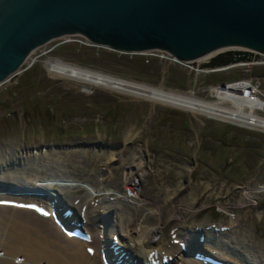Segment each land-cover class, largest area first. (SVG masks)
<instances>
[{
  "label": "rangeland",
  "instance_id": "rangeland-1",
  "mask_svg": "<svg viewBox=\"0 0 264 264\" xmlns=\"http://www.w3.org/2000/svg\"><path fill=\"white\" fill-rule=\"evenodd\" d=\"M47 43L30 54L16 75L0 82V150L5 148L14 153L19 148L28 150L37 145L80 141L100 145L44 149V155L37 152V156L31 157L30 152L21 156L17 153L21 157L19 165L8 167V174L19 172L18 182L21 177L30 182L35 178L66 181L70 187H55L61 199L71 197L72 204L77 203L76 209L86 207L85 213L114 209L115 218L110 221L104 216V221L111 227L118 218L120 225L115 221L117 225L113 228L128 229L131 239L132 231L139 225L155 224V218L148 217L146 211L161 205V219L167 220L174 213L179 216L164 221L163 243L175 245V236H185L186 228L200 226L214 238L212 245H203L204 249L232 264H258V259L264 264V131L188 114L101 86L61 80L51 76L43 65L46 59H58L166 91L190 90L194 97L210 100L212 88L234 82L243 75L249 76L250 81L247 80L264 93V60L232 66L222 72L193 73L168 63L154 51L119 54L87 45L78 36ZM263 112L259 115L264 117ZM128 171L138 174L139 198L148 208L117 201L116 197L125 196L124 178ZM90 188L99 194L87 197ZM242 188L247 189L248 203L240 200ZM19 202L23 204L24 200ZM176 209L183 214L174 212ZM1 217L6 219L7 214ZM213 227L223 229L216 233ZM8 228L4 224L0 230L1 253L5 242L16 244L21 237ZM98 230L95 226L91 229L94 241L99 236ZM33 232H28L29 238L41 239L45 234L38 229ZM47 241L50 246L39 245L33 252L34 260L40 264H51L47 263V257L53 259L52 264H103L93 241L80 244L81 254L76 255L66 252L61 243ZM25 244L31 246L30 242ZM88 248L92 249L91 254ZM17 249L14 250L17 259L25 258ZM188 261L205 264L194 259ZM177 262L186 264L179 259Z\"/></svg>",
  "mask_w": 264,
  "mask_h": 264
},
{
  "label": "water",
  "instance_id": "water-1",
  "mask_svg": "<svg viewBox=\"0 0 264 264\" xmlns=\"http://www.w3.org/2000/svg\"><path fill=\"white\" fill-rule=\"evenodd\" d=\"M73 35L123 54L161 51L192 66L205 57L197 69L223 70L264 57V0H0V82L38 47Z\"/></svg>",
  "mask_w": 264,
  "mask_h": 264
},
{
  "label": "bare ground",
  "instance_id": "bare-ground-1",
  "mask_svg": "<svg viewBox=\"0 0 264 264\" xmlns=\"http://www.w3.org/2000/svg\"><path fill=\"white\" fill-rule=\"evenodd\" d=\"M73 36H77V35H73ZM73 36H63L60 38L65 39V37L69 38ZM87 43L89 44V42ZM147 54H149V52ZM29 58L30 56L26 59V61H28ZM204 59L205 57L195 60V66L187 64L186 67L188 71L193 72V73H198L200 70H197L196 64L202 62V60ZM262 60H264V57L259 56L254 63L258 61L262 62ZM43 65L45 69L47 70V72L51 74V76L59 78L61 80L62 79H64L65 81L70 80V81H74V82H77L83 85H91V86H99V87L101 86L103 88L119 91L123 94H128V95L139 97L141 99L149 101L152 104L158 103L162 105L163 104L168 105V107L171 106L172 108L175 107L189 114L191 113V114H196L199 116L203 115L206 117L218 118V119H222L227 122H230V123L237 124L242 127H249V128H256V129L264 130V117L259 115L260 112L264 111V108L258 109V107L254 103L250 102L251 100L248 101L245 98H243L244 89H249L251 92L249 95H252V96L256 92L253 86L250 87L248 85L249 82L247 80L224 84L222 87L220 86L214 87L210 90L211 99L205 100V99H199V98L194 97L190 90L186 93H177V92L175 93L173 91L172 92L166 91L161 88L151 87V86H147L144 84H138L134 82H129L123 79L109 76L107 74L84 69V68H81L75 65L62 62L61 60H58V59H53V58L46 59L43 62ZM15 151L17 152L15 153ZM13 152L14 153L9 152L5 148L4 149L2 148L0 150V199H4V200H8L12 202L10 205H7V206L0 204V215L7 214L6 219H4V217L3 218L1 217L4 220L0 219V224L2 223L1 224L2 228H3V225L6 224V226L10 227V229L8 228L9 231L19 233V236L21 237H19V241L15 240L17 241L16 244L5 242L4 248L1 249L3 250V252L0 256V264H16V256L14 255L15 254L14 250L17 248H18L17 250L20 249V251L23 253V256L25 257L23 258L22 263L20 264H40L41 262L34 260L36 255L33 252L36 250V247H38L39 245L50 246V243L47 241L49 239L52 242H58L59 244L61 243V246L65 249L66 252L70 251L71 253H74L75 255L79 253L81 254L80 246L86 245L87 241L77 238L75 236H66L65 234L60 235L61 233H63L62 232L63 230L60 229V226H58L57 223H54L53 218L51 217V214H50V209L48 206L49 203H47L46 200L41 201L37 198L31 197L30 195H25L23 197H15L13 195H10L8 192V190H10L11 192H16L17 189L28 192L30 191L29 187L23 186V185H28V184H32L35 187L44 186V188L46 189L48 188L46 186H49V184L56 185V187H58L59 189H62L64 187L68 188L71 185L67 184L66 181L61 182L62 179H56L55 181H52V180L48 181V180H38L36 178L34 179V177H33L34 180L32 182L24 181L22 177H21V181L18 182L17 176L19 172L18 173L10 172L9 174L7 172L9 171L8 167L13 168V167H10L11 166L10 163H12L11 159L16 158V157L21 158L20 157L21 155L28 153L30 151L27 150L26 148H19L18 150L15 149ZM37 152L38 151L31 152L32 154L28 153L29 156L28 154L27 156L28 157H31L30 155L37 156L39 154ZM17 153H19L20 155L19 157L17 156ZM44 154L45 152L41 151V155H44ZM26 168L27 167H25L24 169L22 168L20 169L25 170ZM58 174L59 173H57V175ZM137 175L138 174L135 171H131V172L128 171L125 174L124 181L126 183L127 189H124V191L126 192L128 191L131 195L127 196L125 193L124 197H116V198L118 199L117 201L119 202L122 201L124 203H128L133 206H141V208H144L145 206L148 208V205L146 204V202L143 203V201L139 198V187H138V184H136ZM26 182H29V183H26ZM246 190L247 189L242 188L243 193H242L240 200L247 202V200L245 199L247 198ZM97 191L98 190L96 189L90 188V190H88L87 197L90 196L91 198L92 196L98 195L99 193ZM54 195L56 196L55 198L58 199V205L62 207L64 204L65 205L67 204V207L74 209L73 216H75V214L76 215L80 214L81 211L75 208L77 207L76 206L77 203L72 204L74 200H72L71 197H68L67 200H64L63 198L61 199V197L57 194V192ZM20 200H24V202L28 204L36 203L39 206H42L45 209L48 218H45L36 212L35 213L37 215H35L32 212H30L31 210L27 208H23V207L18 208L17 204L19 203ZM13 201H15V203H13ZM81 202L82 201H80L79 203L80 205H81ZM80 205L78 207H80ZM160 206H157V207L153 206L152 209H149V210L147 209V211L145 210L147 216L154 217L156 222L155 224L150 223V224L139 225L137 228H135L132 231L133 239L129 237L130 231L128 229L121 230L122 227L115 228V229L113 228V225L116 222L118 223L120 221V220L118 221V218H116L117 219L115 220L116 222L113 221L111 227L109 223L101 226L97 224V223H102L101 221H97L96 224L94 223L93 218L95 219L97 218L96 216H94V214H92L94 212L93 210L88 211V213L87 212L85 213L83 211L84 221H85L84 222L85 224L83 226V231L89 236L88 242L93 241V243L96 244L98 248L97 251L100 254L102 263L104 264L103 256L104 257L106 256V258L111 257L110 251L116 250L117 253L115 255H112L114 256V259L111 260L113 264H138V263L131 261L133 259L138 260V258L145 259L146 261H150V262H151V259L155 258V259H158V262H160V264H162L161 260L163 258H167V259L169 258L168 264H179L177 262L178 259L182 262H185L186 264H192L191 262L188 261V259L190 258L185 257L181 253L182 252L181 250L182 242L183 241L188 242L190 245H192L196 249L197 248L200 249L202 247L199 246L198 244L201 242H198V241L200 240V238L207 237L206 236L207 232H204V230L200 226H197V228L200 229V232L196 234L195 232L189 231V227H188L184 230L185 236H181V237L175 236L176 240H173L175 245H172V243L170 244L168 242L167 244L163 243L161 239L162 238L161 237L162 227L165 222H169L170 219L175 218L177 213L171 214L169 219L167 220L161 219L162 212H160L161 211ZM153 210L155 212H153ZM103 211H105V214L106 213L108 214V218L110 221H112V219L115 218L116 213L114 209L107 207V208H104ZM151 211L153 212V214H151L152 213ZM113 212L114 214H112ZM174 212H180L179 214L181 213L183 214L181 209H176V211ZM14 216H17V218L14 219ZM18 216L20 217V219L18 218ZM176 218H179V216H177ZM230 220H231V223H233L234 219H230ZM68 225L72 226V224H68ZM93 226L100 228V231L98 230L99 236L98 238L96 237L97 238L96 241L93 240V234L91 231V229H93ZM37 229L40 232L45 233L44 237H41V239H35V237L33 236L29 238L30 235L28 234V232H33V231H36ZM115 233L118 234V236H115L114 235ZM202 233H205V235ZM27 242H30L31 246L26 245L25 243ZM205 242L207 243V241H204V243ZM1 243L2 242L0 241V246H3ZM196 243H197V246H196ZM37 255L40 256L39 254ZM41 255L44 257L43 254ZM126 255H127V259H125L126 262L124 263L121 262V256H126ZM82 256L85 258L84 253H82ZM130 258H133V259L129 260ZM46 259L48 260L47 263L52 264V260H53L52 258L47 257ZM257 263L262 264L260 259H258Z\"/></svg>",
  "mask_w": 264,
  "mask_h": 264
},
{
  "label": "built area",
  "instance_id": "built-area-1",
  "mask_svg": "<svg viewBox=\"0 0 264 264\" xmlns=\"http://www.w3.org/2000/svg\"><path fill=\"white\" fill-rule=\"evenodd\" d=\"M83 42L85 43V44H87V45H91L90 43L88 44L87 43V41H85V40H83ZM150 52H153V51H150ZM154 52H157V53H159L160 54V56H162V58L164 59V60H167L168 61V63H173V64H179V65H182L183 67H185V68H187L186 67V65L187 64H180V63H178V62H176L173 58H171L168 54H166V53H164V52H161V51H154ZM188 70V69H187ZM197 70H200V71H203L204 73H206V72H214V71H216V70H208V69H197ZM249 77H243V78H241V79H238V80H236V81H234V82H228V83H235V82H239V81H244V80H247ZM249 80V79H248ZM247 80V81H248ZM249 82V81H248ZM227 84V83H226ZM250 87H254L255 88V93H254V95L252 96V95H249L251 92H250V90L249 89H244V92H243V98H245L246 100H248V101H250V102H252V103H254L257 107H258V109H261V108H264V93H262V92H259L258 91V89H257V87L254 85V84H252V83H250L249 82V84H248ZM217 87V86H216ZM249 88V87H248ZM258 115V114H257ZM261 131H264L263 129H260Z\"/></svg>",
  "mask_w": 264,
  "mask_h": 264
}]
</instances>
